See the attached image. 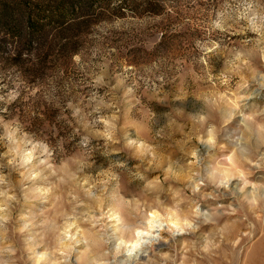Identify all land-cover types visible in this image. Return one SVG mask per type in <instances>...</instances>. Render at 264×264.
Segmentation results:
<instances>
[{
	"label": "rangeland",
	"instance_id": "374dc122",
	"mask_svg": "<svg viewBox=\"0 0 264 264\" xmlns=\"http://www.w3.org/2000/svg\"><path fill=\"white\" fill-rule=\"evenodd\" d=\"M158 1L159 15L103 18L74 55L59 47L53 54L23 51L16 38L0 34V259L36 264L35 258L45 255L40 264H99L100 252L111 247L99 233L113 221L102 217L107 210L103 197L96 201L85 190L98 195L99 181L108 179L97 168L104 139L96 133L106 127L103 121L115 118L119 136L125 125L147 119L141 106L156 111L171 100L172 91L193 90L196 82L184 76L182 85V74L203 66L196 63L202 55L197 40L221 39L225 49L255 45L245 21H229L225 33L211 28L217 12L235 13L237 0ZM205 59L212 65L217 53ZM240 102L232 101L234 106ZM188 131L182 120L160 137L151 126L145 128L144 135L159 146L161 168L179 155L176 141ZM84 136L90 141L87 149L80 144ZM119 147L109 143L110 149ZM82 160L90 167L77 171ZM127 161L133 172L147 166L131 154ZM161 168L149 176L160 175ZM111 171L120 174L121 195L139 183L125 169ZM115 184L109 181L107 190Z\"/></svg>",
	"mask_w": 264,
	"mask_h": 264
},
{
	"label": "clouds",
	"instance_id": "9594fccd",
	"mask_svg": "<svg viewBox=\"0 0 264 264\" xmlns=\"http://www.w3.org/2000/svg\"><path fill=\"white\" fill-rule=\"evenodd\" d=\"M229 21H245L255 45L225 49L221 39L197 40L202 55L196 63L203 66L182 74V85L184 76L196 82L193 90L172 91L171 100L156 111L141 106L147 119L125 125L119 136L115 118L105 119L106 127L96 133L104 139L97 168L108 179L99 181L98 195L85 191L96 201L103 197L102 217L113 221L99 233L111 245L100 252L99 264H264V0H237L235 13L217 12L211 28L225 33ZM209 52L217 53L212 65L205 59ZM228 84L231 88L223 87ZM177 120L189 131L176 141L179 155L161 168L159 146L144 130L151 126L160 137ZM89 143L87 136L80 140L85 149ZM109 143L120 147L110 149ZM127 154L144 158L143 171L127 168ZM77 163V171L90 167L87 160ZM113 168L125 169L139 183L121 195L120 174ZM156 168L160 175L150 177ZM109 181L116 182L111 191ZM73 226L74 221L68 229ZM35 259L40 264L45 255ZM0 264L10 262L0 259Z\"/></svg>",
	"mask_w": 264,
	"mask_h": 264
},
{
	"label": "trees",
	"instance_id": "16d2710c",
	"mask_svg": "<svg viewBox=\"0 0 264 264\" xmlns=\"http://www.w3.org/2000/svg\"><path fill=\"white\" fill-rule=\"evenodd\" d=\"M0 0V34L16 38L23 51L74 55L103 18L159 15L158 0Z\"/></svg>",
	"mask_w": 264,
	"mask_h": 264
}]
</instances>
